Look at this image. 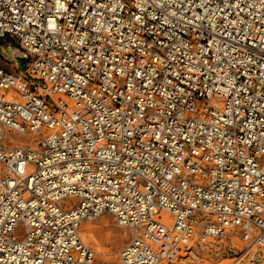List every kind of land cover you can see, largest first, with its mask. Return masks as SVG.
<instances>
[{"label":"built area","instance_id":"obj_1","mask_svg":"<svg viewBox=\"0 0 264 264\" xmlns=\"http://www.w3.org/2000/svg\"><path fill=\"white\" fill-rule=\"evenodd\" d=\"M104 213L118 264H264V0H0V264H113Z\"/></svg>","mask_w":264,"mask_h":264},{"label":"rangeland","instance_id":"obj_2","mask_svg":"<svg viewBox=\"0 0 264 264\" xmlns=\"http://www.w3.org/2000/svg\"><path fill=\"white\" fill-rule=\"evenodd\" d=\"M1 47L5 53L9 47H11L16 53V58H11L7 55L8 59L5 62V66L10 69L11 62H14L15 59L17 60L21 58L22 52L16 43L10 38H4L1 40ZM87 226L93 230V233L90 235L91 237L85 229ZM79 234L81 239L95 251L98 260L105 263L118 264V253L123 245L131 238L132 230L119 226L111 214L104 213L94 221L82 223L79 229ZM228 236H230L235 247H243L244 243L240 240L236 232L233 236H231V234H228ZM224 242L227 244L230 243L228 239H225ZM209 249H212V251ZM220 251L221 250H219L218 246L214 244L209 247L194 245L189 252L172 264H224V255L220 253Z\"/></svg>","mask_w":264,"mask_h":264},{"label":"bare ground","instance_id":"obj_3","mask_svg":"<svg viewBox=\"0 0 264 264\" xmlns=\"http://www.w3.org/2000/svg\"><path fill=\"white\" fill-rule=\"evenodd\" d=\"M6 53H7V55L10 56L11 58H16V57H15L16 53L14 52V50H13L11 47H9V48L6 50ZM15 61H17V60L15 59ZM100 216H101V215H100ZM88 222H90V221H88ZM117 224H118V223H117ZM121 227H122V226H121ZM85 229L88 231L89 236L93 233L92 228H90V227L87 226ZM87 231H86V233H87ZM84 233H85V232H84ZM88 233H87V234H88ZM79 235H80V234H79ZM83 236L85 237L84 234H83ZM90 237H91V236H90ZM90 237H89V238H90ZM86 238H87V237H86ZM83 239H84V238H83ZM84 240H85V239H84ZM88 240H89V239H88ZM88 240H86V241H88ZM91 240H92V238H91ZM94 242H96V241H94ZM127 242H128V241H127ZM127 242H126V243H127ZM95 244H96V243H95ZM124 245H125V244H124ZM124 245H123V246H124ZM101 250H102V249H101ZM105 250H106V249H105ZM97 252H98V251H97ZM119 252H120V251H119ZM118 254H119V253H118ZM118 256H119V255H118Z\"/></svg>","mask_w":264,"mask_h":264},{"label":"water","instance_id":"obj_4","mask_svg":"<svg viewBox=\"0 0 264 264\" xmlns=\"http://www.w3.org/2000/svg\"><path fill=\"white\" fill-rule=\"evenodd\" d=\"M17 63H18V69L19 71H24V64H23V61L22 59H17Z\"/></svg>","mask_w":264,"mask_h":264}]
</instances>
